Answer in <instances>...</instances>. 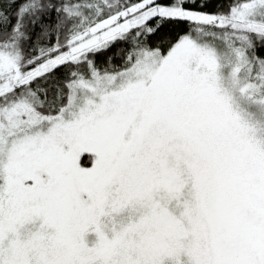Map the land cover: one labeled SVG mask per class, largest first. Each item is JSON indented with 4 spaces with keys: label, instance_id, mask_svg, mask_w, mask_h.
<instances>
[{
    "label": "snow or ice",
    "instance_id": "obj_1",
    "mask_svg": "<svg viewBox=\"0 0 264 264\" xmlns=\"http://www.w3.org/2000/svg\"><path fill=\"white\" fill-rule=\"evenodd\" d=\"M214 2L0 12V264H264V0Z\"/></svg>",
    "mask_w": 264,
    "mask_h": 264
},
{
    "label": "trees",
    "instance_id": "obj_2",
    "mask_svg": "<svg viewBox=\"0 0 264 264\" xmlns=\"http://www.w3.org/2000/svg\"><path fill=\"white\" fill-rule=\"evenodd\" d=\"M24 0H15V2H12V0H0V12H4L7 17L11 20V23L14 24L15 21V14L16 10L19 7L20 4H22ZM163 3H167L168 0H161ZM219 0L214 3H210L209 6L204 9L207 12H214L217 10ZM227 7V4H225V9ZM155 23V22H153ZM0 27H2V24H0ZM187 29L186 24L182 23H169L166 28L163 30L161 34H158L156 36L151 37L148 40V43L155 46L161 42V39L163 38L165 41L168 39L174 40L179 34H182ZM29 31H31V28H29ZM127 44L120 43L117 44L114 48L111 49V51L104 53L101 56L97 57V64L100 66H103L105 63V60L109 57H112V63L115 65H119L121 63V60L119 58L120 53L124 52L127 49ZM65 69H61V72H64ZM83 163L87 166L88 160L87 158L83 159Z\"/></svg>",
    "mask_w": 264,
    "mask_h": 264
}]
</instances>
